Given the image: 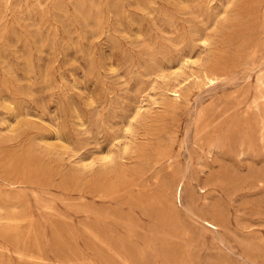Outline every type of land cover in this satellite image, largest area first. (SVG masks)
Here are the masks:
<instances>
[{"label":"rangeland","instance_id":"obj_1","mask_svg":"<svg viewBox=\"0 0 264 264\" xmlns=\"http://www.w3.org/2000/svg\"><path fill=\"white\" fill-rule=\"evenodd\" d=\"M263 82L264 0H0V264H264Z\"/></svg>","mask_w":264,"mask_h":264},{"label":"bare ground","instance_id":"obj_2","mask_svg":"<svg viewBox=\"0 0 264 264\" xmlns=\"http://www.w3.org/2000/svg\"><path fill=\"white\" fill-rule=\"evenodd\" d=\"M259 69V68H258ZM212 81V80H211ZM213 84V83H212ZM264 85V82H263ZM213 86V85H212ZM177 97L180 96V94L176 95ZM182 192H183V185L179 184L178 186H176L174 192H172V194H174V199L178 200L179 202H181V198H182ZM211 227V226H210ZM215 228V227H214Z\"/></svg>","mask_w":264,"mask_h":264}]
</instances>
